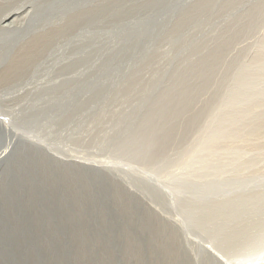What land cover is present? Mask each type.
<instances>
[{"label": "rangeland", "instance_id": "374dc122", "mask_svg": "<svg viewBox=\"0 0 264 264\" xmlns=\"http://www.w3.org/2000/svg\"><path fill=\"white\" fill-rule=\"evenodd\" d=\"M29 2L38 56L22 72L26 82L37 66L36 87L12 105L38 120V152L18 154L0 119V264L263 253L264 0ZM11 5L0 18L28 31L31 8ZM66 92L86 96L54 112ZM248 245L259 247L239 251Z\"/></svg>", "mask_w": 264, "mask_h": 264}, {"label": "bare ground", "instance_id": "6f19581e", "mask_svg": "<svg viewBox=\"0 0 264 264\" xmlns=\"http://www.w3.org/2000/svg\"><path fill=\"white\" fill-rule=\"evenodd\" d=\"M16 3H20V7L22 5H26V6L29 5V7L32 10V13L34 14V15H32L33 16V18H32L33 23H32L31 28L28 31L24 30L22 32V30L12 29L13 27L9 28V26L6 25V18L9 16V12L6 15L3 14L4 16L0 18V28H1L0 29V86H3V88L0 89V91H1L0 92V119L2 120V122L4 124L3 129L7 128L9 132L15 131L17 133L14 136H15V139L17 142L16 147H18V149L16 148V150L19 154L21 152V149H26L25 147H27V149L29 148L28 150L30 152H32V150L30 148H34L35 151L38 152V129H35V128H38V120H36V117H34V116L28 117L25 114H23V110L25 108L24 105H20V104L12 105V103L21 102L23 99H25L27 97V92L31 89H35V87H36L35 80H36V74H37V72H36L37 66H34L31 78L28 79L26 82H25L26 79L23 78L24 74H23L22 70L24 71V69L27 67V63H28L29 59H33V58L36 59V57L38 56V38H36V35H38V18H37L38 17V7H37V4L35 2H29V0H2V1H0V4H2L0 6L10 7V6H12L11 4H16ZM23 7L24 6H22V8ZM26 40H28V41L31 40V42L28 44L27 42H25ZM13 81H15V82H13ZM18 81H19V83H18ZM92 88L89 89L90 92H91V90H95V88H98V90H100L99 86L98 87H92ZM70 92H72V91L70 90ZM66 96H67L66 99L68 100V103L66 105L63 104L62 108L55 109L54 112L66 109V108L70 107L72 104L79 103L80 102L79 99L85 97L86 95L85 96L80 95L79 93L75 94V95H73V94L67 95V92H66ZM36 97L38 98V94ZM91 97L93 99L97 98L96 95H90L89 99ZM24 102L30 104L29 106L31 109V113L35 114L36 109L38 108L35 100H24ZM16 105H19V106L16 107ZM62 115H64L63 112L57 113V116H60V118H63V117H61ZM59 125H60V129H61V123H59ZM50 127H51V129L56 127L55 121H53V123H52V125H50ZM7 136H8V133H7ZM9 138L11 141H14L13 140L14 137L12 138V136L9 135ZM8 149L9 148H6V149L3 148L2 150H0L1 151L0 156H4V154H6ZM36 154H38V153H36ZM7 157H8V155H7ZM162 159H165V158H162ZM167 160L169 161V159H167ZM62 162L66 163L67 165L73 164V166H75L79 169L85 168V169H90V170H92L93 168H94L93 170H97L98 168L102 169V165H103L102 163H99V161H84V162L74 163L71 161H63L62 160ZM85 175H87V174L85 173ZM28 180H29V178H28ZM25 182H26V180H25ZM29 183H28V185L31 186V184H29ZM233 185H234L233 182L232 183L221 182L219 187L224 188V189H230V188H232ZM172 199L175 200V197L172 196ZM206 200L207 199L197 200L198 201L197 203L199 204L201 202L203 205ZM229 201H230V199H229ZM0 202H1V200H0ZM153 213H154V211H153ZM171 224H169V225H171ZM175 224H181V223L179 221V223H175ZM173 226H175V225H173ZM182 228L184 229V227H182ZM259 241H261V243H262L261 245H264V236L261 239H259ZM258 247L259 246H255V245L243 246V247H240L239 251H245L248 249H255V248L258 249ZM256 251L254 253L251 252V254L249 253V254L245 255V257L241 256L242 258L236 259V262H239V260L244 259L243 261H240L242 264H264V252L259 253L258 252L259 250H256ZM243 254H245V253H243ZM210 255L211 254H209V256ZM211 256H215V255H211ZM247 256H251V257L249 258ZM217 260L218 259H216V261ZM230 264H238V263L231 262Z\"/></svg>", "mask_w": 264, "mask_h": 264}]
</instances>
